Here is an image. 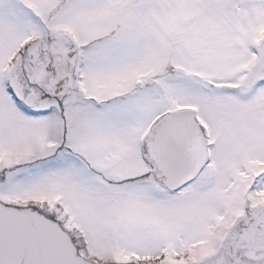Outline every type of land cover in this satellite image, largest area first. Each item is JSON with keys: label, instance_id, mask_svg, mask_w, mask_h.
I'll return each instance as SVG.
<instances>
[{"label": "snow or ice", "instance_id": "6c2138e0", "mask_svg": "<svg viewBox=\"0 0 264 264\" xmlns=\"http://www.w3.org/2000/svg\"><path fill=\"white\" fill-rule=\"evenodd\" d=\"M0 264H264V0H0Z\"/></svg>", "mask_w": 264, "mask_h": 264}]
</instances>
